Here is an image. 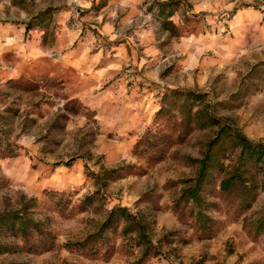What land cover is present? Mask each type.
Masks as SVG:
<instances>
[{"label":"clouds","instance_id":"9594fccd","mask_svg":"<svg viewBox=\"0 0 264 264\" xmlns=\"http://www.w3.org/2000/svg\"><path fill=\"white\" fill-rule=\"evenodd\" d=\"M249 145L264 0H0V264H264Z\"/></svg>","mask_w":264,"mask_h":264},{"label":"trees","instance_id":"16d2710c","mask_svg":"<svg viewBox=\"0 0 264 264\" xmlns=\"http://www.w3.org/2000/svg\"><path fill=\"white\" fill-rule=\"evenodd\" d=\"M212 122L213 123H219V121H217V120H213ZM223 131H224V139L222 141H219V142L213 141L212 144L209 146L211 149L214 145H218L219 152L217 154L227 152V150H228V144H227V139H228L227 132H228V130L225 129ZM248 154H249V159H251L253 156H255L256 159L264 157V146H261L259 154H257L256 150L254 148H252L251 145H249L248 146ZM217 167H222V165H220L218 159H216L215 155H213V153L210 151L209 154L205 157V160L203 161V169L201 171L200 181H199L197 187L194 190L187 192L185 194V196L186 197L191 196V197L195 198L197 203H199L200 202L199 193L204 188V177L207 176L209 179V182H211L212 176H211V173L209 170L217 168Z\"/></svg>","mask_w":264,"mask_h":264}]
</instances>
